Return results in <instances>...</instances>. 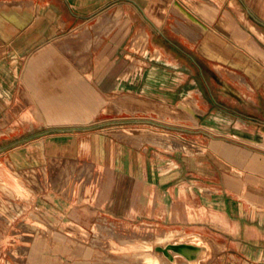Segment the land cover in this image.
Masks as SVG:
<instances>
[{
  "label": "crops",
  "instance_id": "0c3cea01",
  "mask_svg": "<svg viewBox=\"0 0 264 264\" xmlns=\"http://www.w3.org/2000/svg\"><path fill=\"white\" fill-rule=\"evenodd\" d=\"M118 9L123 11L120 22L103 33ZM137 14L150 25L142 26L144 53L130 46ZM99 16L105 20L99 22ZM86 31L89 37H80ZM132 56L143 63L123 75ZM233 86L241 89L239 114L226 107ZM108 93H124L120 101L136 97L147 107H122L99 117ZM185 99L193 103L191 128L176 126L174 131L191 139L192 173L204 185L198 188L206 199L219 193L204 182L208 177L201 170L210 167L223 169L230 180L222 196L230 215L221 229L227 236L224 255L211 258L209 250L221 240L194 227L189 233L207 246L195 264H264V0H0V182L14 188H0V226L11 228L12 235L7 249L0 240L2 264H28L34 237L44 232L37 221L48 229L76 232L67 236L70 248L87 243L82 237L87 230L60 224L58 216L49 218L51 210L35 201L48 199L49 190L69 200L68 172H76V180L79 172L95 167L94 147H134L161 169L177 168L153 144L137 138V145L121 144L99 127L167 130L165 120L174 117L163 116L164 111L177 114ZM120 101L111 103L119 106ZM83 260L65 256L67 264Z\"/></svg>",
  "mask_w": 264,
  "mask_h": 264
},
{
  "label": "rangeland",
  "instance_id": "374dc122",
  "mask_svg": "<svg viewBox=\"0 0 264 264\" xmlns=\"http://www.w3.org/2000/svg\"><path fill=\"white\" fill-rule=\"evenodd\" d=\"M160 1L171 3L175 0ZM178 10L181 11V9ZM122 14V9H118L109 19L108 24L104 26L103 33H108L116 26ZM184 15L187 16L186 11ZM174 18H177L176 15H172V22L176 21ZM188 19H192L191 14H188ZM103 20H105L104 16H99L98 21ZM143 25L150 28L147 18L137 14L132 31L129 33L131 36L135 31L130 46L141 53H144L146 45H138V48H135L134 43ZM80 37L88 38V32H84ZM154 42L159 43L158 37L154 38ZM138 63H143V61L132 56V62L124 70L123 75L129 74L133 68L139 69L141 64ZM185 67L191 69L186 62ZM233 78H238V76L234 75ZM231 90L232 95L230 100H227L226 107L231 110L232 114H239L242 109L239 93L241 89L239 86H233ZM123 94L108 93L105 95V105L99 110L104 111V114H99V117L109 116V113L115 110L122 111V107L126 110L147 107L144 100L136 97L123 96V100L120 101L119 96ZM111 100L120 101L121 105H114ZM107 103L111 104L108 106ZM179 106H183L186 111L189 110L186 112L182 109L189 116L193 115L192 108L188 107L189 103H181ZM34 113L41 119L38 111L35 110ZM159 114L161 115V112ZM181 119L183 120L176 121L177 119L170 118L165 120L169 126L167 130L131 124L99 127L103 128L104 133L119 140L121 144L137 145V139L139 143L153 144L154 147H158L157 151L164 159L175 163L177 168L171 169L172 166L169 164L161 169V164H154L149 159L148 153L135 150L134 147H94L92 154L96 156L95 167L90 168L89 171L79 172L81 178L76 180H74V177L77 178L76 172H73V175L68 172L70 174L69 185L73 187V194L69 200H64L49 190L47 191L48 199L39 197L35 201L37 205L51 210L52 214L49 218L54 219L58 216L62 220L60 224L80 225L81 228L87 230V235H81L88 244L79 243L70 248L66 244L67 236L75 235L76 232L48 229L43 223L37 221L35 224L43 228L44 232L36 233L34 244L30 247L28 264H67L66 255L67 257H86L87 260H83L80 264H145L143 260L134 255L139 253L140 247L138 246H141L144 239L155 242L158 236L177 229L180 230L181 236H188L193 234L189 232H192L194 227L204 229L207 234H216L221 240L218 248L209 250L208 255L211 258H214L216 254L224 255L221 247L227 236L221 229L224 227L225 219H229L230 215H227L226 208L228 200H224L222 196L226 195L230 180L224 176V170L221 168L210 167L201 170L208 177L205 179L208 181H204L205 184L219 192L213 193L209 199L205 198L206 195L198 188L199 185L204 186L199 183L202 180L198 178L197 173H192L191 139L174 131L176 126L190 129L193 118ZM102 121L111 120L103 119ZM114 141L112 140L111 143ZM11 164L7 161L5 167L15 183ZM0 178L3 179L1 175ZM15 186H17L16 183ZM0 188L14 192V188L11 185L6 186L4 181L0 182ZM16 190V195L22 196L18 188ZM80 196L83 200L78 204L76 201H80L78 200ZM10 229L4 224L0 226V240L6 245V249L11 244ZM209 230L212 233H209ZM11 252L10 250L9 254ZM91 257L95 260L91 261ZM96 258H99V261Z\"/></svg>",
  "mask_w": 264,
  "mask_h": 264
},
{
  "label": "bare ground",
  "instance_id": "6f19581e",
  "mask_svg": "<svg viewBox=\"0 0 264 264\" xmlns=\"http://www.w3.org/2000/svg\"><path fill=\"white\" fill-rule=\"evenodd\" d=\"M135 38H136V41L134 43L135 48L136 47L138 48V45H146V43H147V33L144 31V29L141 28L140 32H138V35H136ZM158 53L159 52L156 51V54H158ZM29 64H31V63H29ZM131 67H132V65H131ZM183 103H189L191 107L190 106H188V107L189 108H192L193 103L191 102V100L190 101L189 100L188 101H183L182 104ZM183 108H184L183 106L182 107L179 106V109L176 112L177 114H175L174 109H169V110L164 111V112L165 113L167 112V115L169 114L170 116L177 115V118L179 117L178 115L183 112L184 113L182 115L183 118H191L192 115L189 116L188 113H185L183 111L185 109H183ZM150 110H152V109H150ZM156 110L159 113L160 112L161 113L163 112L162 110L160 111L159 108L156 109ZM179 111H182V112H180L178 114ZM187 111H189V110H187ZM181 118H179V119H181ZM179 119H177V120H179ZM172 148H173V146H172ZM2 182H3V180H2ZM180 233L181 232H180L179 229L175 230L174 232L170 231L169 233H166V234H164L162 236H158L157 238H155L156 239L155 242L153 240L150 241L149 239L148 240L147 239L146 240L144 239V241L142 242L141 246L140 245L139 246L137 245L138 247H140L139 253H137V254L135 253L134 255L137 256V257H139L140 260H143V262L145 264H169V263L170 264H178V262H180V263L181 262H185L187 264H195V263H197V261L199 259L203 258L204 255L207 253V246L202 241H199V242L198 241H195V239H196L195 238V235H188V236H184L183 235V236H181ZM183 246H186L187 249L189 248V249L193 250V252L197 254V258L194 259L192 262H190L183 254L175 251V248H177V247H183ZM155 247L162 248L163 250L166 251V253L169 256L165 255V253L162 252V251L156 250ZM187 249H184V250L187 251Z\"/></svg>",
  "mask_w": 264,
  "mask_h": 264
},
{
  "label": "water",
  "instance_id": "95a60500",
  "mask_svg": "<svg viewBox=\"0 0 264 264\" xmlns=\"http://www.w3.org/2000/svg\"><path fill=\"white\" fill-rule=\"evenodd\" d=\"M183 248H184V249H187L186 246H183V247H177V248H175V251H177V252L183 254V255H184V256H185L190 262H192L194 259L197 258V254L194 253L193 250H191V249L188 248L187 251H185ZM155 249L158 250V251H162V252L165 253V255L169 256V255L166 253V251L163 250L162 248H160V247H155Z\"/></svg>",
  "mask_w": 264,
  "mask_h": 264
}]
</instances>
